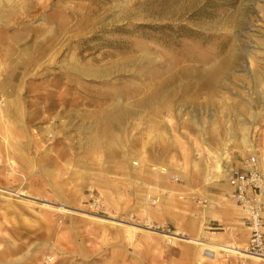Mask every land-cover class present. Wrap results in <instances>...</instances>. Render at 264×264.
Segmentation results:
<instances>
[{"label":"rangeland","instance_id":"1","mask_svg":"<svg viewBox=\"0 0 264 264\" xmlns=\"http://www.w3.org/2000/svg\"><path fill=\"white\" fill-rule=\"evenodd\" d=\"M252 147L264 0H0V264H264L201 246L246 245L213 155Z\"/></svg>","mask_w":264,"mask_h":264},{"label":"built area","instance_id":"2","mask_svg":"<svg viewBox=\"0 0 264 264\" xmlns=\"http://www.w3.org/2000/svg\"><path fill=\"white\" fill-rule=\"evenodd\" d=\"M249 152L241 159L240 165L233 164L225 169L226 182L230 187L226 197L233 199L243 212L248 231L247 243L242 247L248 255L246 257L264 259V159H261L258 148L252 147ZM170 180L180 183L182 178L173 174ZM156 202L157 199H150V204ZM198 203L202 201L198 200ZM155 227L159 228V225Z\"/></svg>","mask_w":264,"mask_h":264},{"label":"bare ground","instance_id":"3","mask_svg":"<svg viewBox=\"0 0 264 264\" xmlns=\"http://www.w3.org/2000/svg\"><path fill=\"white\" fill-rule=\"evenodd\" d=\"M8 13V12H7ZM6 13V14H7ZM164 82H166V81H164ZM168 82H169V80H168ZM148 98V97H147ZM139 99V98H138ZM142 99V98H141ZM144 99V98H143ZM143 99H142V101H143ZM151 99V98H150ZM147 100V99H146ZM152 102V101H151ZM122 103V102H121ZM136 103V102H135ZM143 103H145V102H143ZM114 104V103H113ZM112 104V105H113ZM120 104V103H119ZM129 105V104H128ZM115 107H116V105H114ZM117 106H118V104H117ZM130 106V105H129ZM132 106L134 107V105L132 104ZM140 106H142V105H140ZM111 108H113L112 106H110ZM121 106H119V108H120ZM126 107V106H125ZM131 107V106H130ZM138 108V107H137ZM124 110H125V108H123ZM128 109V108H127ZM126 109V110H127ZM9 110V109H8ZM111 110V112H112V109H110ZM117 110H119V109H117ZM123 110V111H124ZM133 110V109H132ZM115 111V110H114ZM113 111V112H114ZM122 111V110H121ZM120 111V112H121ZM131 111V110H130ZM129 111V112H130ZM134 111H135V109H134ZM117 112V111H116ZM120 112L118 113V115L120 116ZM128 111H127V114L129 113ZM123 113V112H122ZM114 114V113H113ZM112 114V115H113ZM126 114V113H125ZM117 115V114H116ZM134 115V114H133ZM132 115V116H133ZM111 117V116H110ZM114 117V116H113ZM124 117V116H123ZM115 118V117H114ZM120 118H122V116L120 117ZM119 119V118H118ZM117 118H116V120H118ZM109 120H111V119H109L108 118V123H109ZM2 121V120H1ZM119 121V120H118ZM112 122H113V119H112ZM107 124V123H106ZM109 126H111V124L109 125ZM106 128V127H105ZM102 130V129H101ZM106 131V130H105ZM83 133V132H82ZM101 137V136H100ZM99 138V137H98ZM101 141V140H100ZM249 149V148H248ZM15 150V149H14ZM221 155H220V158L218 159V154L216 153V154H214L213 155V157L215 158V161H216V166H215V169H216V172L218 173V176L219 175H222V176H226L225 175V173H223V168H222V164H221V162H220V160L222 159V158H226V157H228L229 156V152H227V151H223L222 153H220ZM218 159V160H217ZM162 171L161 172H164L165 171V168H160ZM221 180H222V178H220ZM225 183H224V185L223 186H225V184H226V186L228 187V184H227V182L226 181H224ZM17 191V190H16ZM24 191V190H23ZM103 193V192H102ZM24 195H27L26 193H23ZM27 197H31V196H27ZM32 198V197H31ZM34 199V198H33ZM28 200V199H27ZM41 201H46L44 198H42V199H40ZM48 200V199H47ZM230 203V202H229ZM55 204V203H54ZM233 204V203H232ZM238 210H239V208H238ZM241 211V210H240ZM205 212H206V210H205ZM242 212V211H241ZM207 213V212H206ZM144 214H146V216H148L149 214L148 213H144ZM151 220V219H150ZM102 221V220H101ZM107 221V220H106ZM138 222V221H137ZM143 222V224H137V223H128V224H125V225H123L124 226V229H125V231H126V233L128 234V235H130V236H132L133 234H134V232H135V234H136V231H140L141 230V227H144V228H146L147 230H149V231H151V232H153V233H160L159 235L160 236H163V237H167V238H172L173 236H184V233H183V231H181V230H177V231H172V232H168V231H157V230H155V228H153V225H154V222L153 221H149V220H143L142 221ZM112 223V222H111ZM174 233H176V234H174ZM203 234L204 235H211L212 234V232H208L207 230H203ZM137 235V234H136ZM134 237V236H133ZM243 244V243H242ZM204 246V248H203V251H208V252H211L212 254H213V258L215 257V255H216V253H217V249H230V251L229 250H222V251H224V252H231V251H235V253L234 254H239V255H244V256H248V255H246L245 253H244V250H243V248L241 247V248H236V247H234V246H232V247H230V248H228V247H226V246H224V245H217V244H215V243H213V242H211V241H208V242H204L203 244H201V246ZM205 253V252H204ZM209 255V254H208ZM249 257H251V259H254L256 262H257V260H262V261H264V259H260V258H258V257H255V256H250L249 255Z\"/></svg>","mask_w":264,"mask_h":264},{"label":"crops","instance_id":"4","mask_svg":"<svg viewBox=\"0 0 264 264\" xmlns=\"http://www.w3.org/2000/svg\"><path fill=\"white\" fill-rule=\"evenodd\" d=\"M230 155V154H229ZM234 156V155H233ZM243 157H240L239 159H235V158H232L231 160H226V162H227V165H233V164H236V165H240L241 164V162H242V159ZM173 174H178V173H173ZM173 174H170V175H173ZM178 175H180L181 176V174H178ZM219 177H221V175H219ZM222 180H224V181H226V177L225 176H222ZM214 182H220L221 180H220V178H216V179H214L213 180ZM222 182L220 185L222 186V188L224 189V198L225 199H227L230 203H229V206L230 207H232L233 209H235V210H237L238 211V205L233 201V199L231 200V199H229L228 197H226V194H227V192L229 191V189H230V187L228 186H226V184H225V186H223L224 185V183L225 182ZM173 185H175V187L176 188H179L180 187V189H182L184 186L183 185H180V183H174ZM168 190H170V189H168ZM170 191H172V190H170ZM183 191L184 190H182L181 191V193H183ZM185 192V191H184ZM166 194H167V196H171V194L173 193V191L172 192H168L167 190H166V192H165ZM178 193H179V191H178ZM212 195H214V193L212 194ZM155 196V195H154ZM233 203V204H232ZM213 211V210H212ZM214 212V211H213ZM214 214H215V212H214ZM219 224H221V222H219V221H217V219L216 220H213V221H211V220H209L208 221V224H206L205 225V223H204V227H205V229H203V230H206V228L207 229H211V230H216V229H223L224 227H220V225ZM242 224H243V226H244V229L246 230V233H247V227H246V224H245V221H244V219L242 220ZM203 230H202V234H203ZM209 232V231H208ZM219 233H221V232H212V234L213 235H216V234H219ZM204 235V234H203ZM233 243V244H235V245H240V244H242V242H240V243H235V241H230L229 243ZM246 242H247V240H246ZM228 243V244H229Z\"/></svg>","mask_w":264,"mask_h":264}]
</instances>
